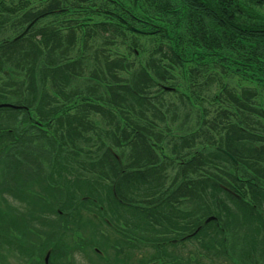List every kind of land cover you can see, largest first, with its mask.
I'll return each mask as SVG.
<instances>
[{"label": "trees", "instance_id": "16d2710c", "mask_svg": "<svg viewBox=\"0 0 264 264\" xmlns=\"http://www.w3.org/2000/svg\"><path fill=\"white\" fill-rule=\"evenodd\" d=\"M10 1L16 5L15 0ZM76 1L77 3H73L75 8L70 7L72 13L81 11L83 6L90 4L88 15L101 9L102 12L97 14L105 16L106 20L111 18L116 21L93 24L96 36L101 33L107 35V38L102 35L105 46L114 43L109 40V34L112 39L122 36L128 39V50L138 54L135 49L140 48L139 40L129 37L125 31L145 36L143 31L147 29L146 31L151 30L148 35H156L160 42L170 44V53L160 46L156 51L162 53L160 58L148 56L138 69L130 70L128 78H122L118 71L129 70L133 66L126 55L118 53L114 58L104 50V54L94 51L95 47L89 46V38L94 35L91 34L92 30H87L80 37L82 44L79 47L75 31L78 29L77 25L75 27L62 23L59 27L53 26L56 20L51 18L60 13L62 7L70 6L67 2L62 4L61 0H50L42 9L32 11L27 6L24 13H21L19 25L22 24L23 28L21 26L11 37L0 40V74L7 81L1 86L4 90L0 93V163L3 165L8 160L12 163L7 174L9 181L5 179V175L0 178V218L5 222L1 223L5 225L4 230L0 231V261L8 264L10 255L17 259V264H38L33 256L44 251V264L61 263L63 257L54 259L57 242H50L51 236L56 234L55 239L58 240L59 235L60 240L67 233L66 230L84 231L80 202L82 205H95L99 202L103 206L109 202L113 214L105 216V225L108 237L117 251L116 260L111 264H126L117 261L130 248L129 244L136 246L144 241L147 244L146 237L154 235L156 225H162L163 222L170 234L180 236V243L186 238L203 235L201 238L206 237L205 240L211 243L206 244V249L215 250L228 264H235L232 257L237 240H232L229 246L223 237L232 227L229 221L231 212L236 215L235 218L243 213L244 221L254 227L252 233H259L260 225L262 227L264 224L263 214L258 213L264 207V165L261 164H264V126L260 129L255 126L248 129L242 124L240 126L238 118L244 120L243 116H238L237 122H234L227 117L230 112L223 110V117L215 125L212 124V131L220 134L219 141L218 137L210 133V128H200L196 134L192 133L191 122L187 120L179 121L176 129L180 134L176 130L171 135L172 130L167 129L165 135L157 137L152 130L158 124L153 120L165 121L166 118L161 107L157 106H161V101L152 88L162 85L161 82L166 80L165 71L161 67L164 60L177 65L190 53L192 46L202 50L192 56L193 62L195 59L200 62L201 58V68L210 70L209 63L204 60L207 51L214 55L221 50L225 51L224 54L243 51L246 56L254 58V62L250 63L264 76V64L258 60L260 55L264 57V18L246 12L243 5L249 3L263 7L264 0ZM97 1H100L99 5H95ZM0 6H4L1 1ZM1 11L10 10L4 6L0 8ZM139 12L148 20L139 21ZM42 18L47 19L46 23L44 26L39 24L40 28H36V23ZM9 22V19L0 14V36L7 32L6 24ZM182 28L183 31H180ZM221 60L220 63L227 61ZM245 61L248 62L247 58ZM94 65L98 66V70L94 71ZM232 70L237 74L234 68ZM194 71L192 69L191 75L201 74V70ZM98 72L103 75L101 78ZM85 73H91V77H85V82L97 81L105 91L100 93V87L88 84L80 93L85 96L77 106V111L80 107L82 112L91 108L95 113L108 117L111 126L109 131L101 132L100 129L106 127H100L96 123L94 126L91 120H84L77 113L66 112L67 106L74 101L73 97L79 94L76 89L81 85L76 87L75 84L80 83L78 79H82ZM47 84L51 85L54 95L46 90ZM162 90L167 91L165 88L161 89L162 93ZM227 94L226 98L231 105L238 110L252 112L259 118V123L264 121V109L248 104L250 97H255L257 92L244 90L236 92L237 96L229 92ZM59 97L67 101L57 108L52 104L58 103ZM99 99L104 102L100 103ZM171 109L175 107L170 106L168 111ZM134 116L139 118L135 119ZM53 121L55 126L51 125L49 128L54 127V139H50L42 130ZM90 130H93L92 137ZM34 131L38 135L32 136ZM35 136L45 142L44 145H37L49 170L36 171L28 164H22L26 149H31L28 142ZM152 136L161 144L162 154L163 149L169 150L171 156L166 160L171 164L168 167H161L159 164L165 154L160 156L155 152L156 144L152 141ZM197 138L203 141V148L192 151ZM126 144L130 147L131 157L124 162L120 155L125 150L120 151ZM233 161L247 170L252 168L248 175L251 178H241L243 175L240 176L239 167ZM227 164H232L234 174L229 172ZM216 165L220 168L219 172L216 171ZM175 168L178 170L174 174ZM168 169L170 174L167 178L172 180L165 183L166 176L163 173ZM161 172L163 173L160 175ZM76 193L81 194V197L75 203L76 207L70 208L72 212H76L74 215L67 212L66 208L76 200L73 196ZM180 199L187 200L192 206L187 211L180 210V205L174 203ZM85 209L92 215L98 214L87 207ZM72 216L76 219H72ZM181 219L183 224L179 226L177 220ZM239 220L240 217L237 221ZM96 230H99L98 225ZM34 232L44 235L48 242H42ZM12 233L19 237L12 236ZM214 233H221L222 237L218 239ZM120 234L126 242L124 245L119 242ZM26 235L38 239L39 252L27 241ZM111 235H117L118 238L113 240ZM256 239L249 235L246 255H238L242 258L239 264H257L252 253L257 251L259 244L264 247V239L260 242ZM150 240L151 245H154L153 240ZM175 241L168 243L171 248H175L170 253H165L164 258H154L146 264H197V261L203 262L199 264H212L209 259L202 260L203 256L188 261L181 250H176L181 245L178 246ZM33 242L36 243V240ZM104 245L106 242L93 244L88 238L78 245L68 244L66 248L84 253L83 248L90 246L98 256L106 258ZM85 255L91 259L88 254ZM105 260L108 261L107 258Z\"/></svg>", "mask_w": 264, "mask_h": 264}, {"label": "rangeland", "instance_id": "374dc122", "mask_svg": "<svg viewBox=\"0 0 264 264\" xmlns=\"http://www.w3.org/2000/svg\"><path fill=\"white\" fill-rule=\"evenodd\" d=\"M0 1L2 2L4 6L8 7V9L10 10L7 12L6 11L0 12V14H2L5 18L9 19L10 21L9 24H6L7 32H5L4 34L0 36V40H1L3 37L5 38L11 37L17 30L21 28V26L23 28L22 24L21 26L19 25V18H20L21 13L22 12L24 13L27 6L30 10L37 11L38 9H42L47 4V2L50 0H15L16 5L11 3L10 0H0ZM61 1H62V4H65V2H67L68 5L70 6L62 7L60 13H58L53 18H51V19L56 20V24H54L53 26L59 27V25L62 23H64L65 25H73L75 27L78 26V29H76L75 27L74 28L76 29L75 31L77 32V36H78L77 44L79 47L82 44L80 42V37L85 32H87V30H92L91 34H94L95 28L93 24L100 23L101 21L109 22V23H113V22L116 23V21H114L111 18L106 20L105 16H101L100 14H97V13L102 12L101 9H96L94 10L95 13H89L88 15L87 13H88V8L90 4L83 6L82 7L84 8L83 10L76 11V13H72L71 8H75L73 6V3H77V1L76 0H61ZM99 4H100V1H97L95 3V5H99ZM240 4H241V1H240ZM243 5L246 8V12L250 14L251 13L257 14L261 18H264V5L263 7L256 6L254 4H249V3H243ZM4 6H0V8H4ZM16 12H19V13L16 14ZM139 13H140L138 14L139 21L148 20V18L143 16L141 12ZM46 20L47 19H43V18L42 20L40 19L39 22L36 23L35 27L40 28L39 24L40 26H44V24L46 23ZM146 30L147 29L143 31L146 33L145 36H137L128 30L125 31L127 32L129 37L133 36L137 40H139L138 43L140 44V48L135 49L137 50V52H139L138 54L136 52L134 54L131 50H128L127 47H128L129 42L126 41L128 39L122 36L112 39L110 38V34H109L108 35L109 40L111 39V42L113 41L114 43L108 44V46H105L104 39L102 38L103 34H104V37L107 38V35H105V33H101L98 36L94 34L93 38L92 37L89 38L90 39L89 46L95 47L94 51H99L101 54H104V52L107 54H111L112 57L114 58L118 53L122 54L123 56L126 55L128 58V61H130L131 62L130 64H133V66L129 70L126 69V71H118V72H120V76L122 78H128V76L130 75V70L134 71V69H138L139 68L138 66L143 65L145 63L148 56L150 58L152 56L160 58L162 56V53L156 52L158 48H160V46H162L164 50H167L170 53V50L168 48L170 44H165V43L160 42L159 41L160 38L158 36L148 35V33L151 32V30L150 31H146ZM180 31H183V28ZM63 32L66 33L65 31ZM187 48H190L189 45H187ZM197 52L201 53L202 52L201 48L200 47L195 48L192 46V48L190 49V53L185 57V59H181L182 62H179V64L175 65L172 62H169L168 60H164L163 62L166 65L160 64L162 67V70L165 71L164 74H165L166 80L164 82H161L162 85L153 86L152 89H153V92H155V94H158L159 96V99L161 101V106L160 105H157V106L159 108L161 107V110L164 113L166 120L165 121H161L160 119L153 120L155 123L158 124V126L154 127L155 129L152 130L153 132L157 134V137L160 134L165 135L167 129L172 130L171 135H174L177 130L176 127L179 121L187 120L191 122L190 126H191L192 133H195L200 128H203V129L210 128V133H212V135H214L215 137H218L217 141H219L220 134H216L215 132L212 131V124L215 125L217 121L221 119V117H223V113H222L223 110H227L228 112H230V115L227 114V117L229 118V120H233L234 122H237L236 120L238 116H243L245 121L240 120L238 118V120L241 122V123L239 122L240 126L242 124L243 127H246L248 129H251V126H255V128H259V129L260 127H263L264 121L262 123H259V118L255 116L254 114H252V112H249L248 110H245V109L238 110L234 105H231L232 103H230V101L226 98V96L228 95L227 92H229L231 95L237 96L236 92H241V91L243 92L244 90H247V91L253 90L257 92V95L255 97L253 96L250 97L251 100L248 102V104L252 105L255 108L264 109V76L261 73H259V71L256 69V66L255 67L252 66L253 63H250V61L254 62L253 60L254 58L252 56L250 57L246 56L245 55L246 53L243 51H241L240 53H237V51H230L224 54L225 51L221 50L215 55L212 54L210 51H207V53L205 54L204 60L205 62L209 63L210 65V70H209L207 68L204 69L200 67V65H203L202 64L203 61L201 60V58H200V62L197 59H195V61L193 62L194 57L192 56H194ZM245 58H247L248 62L245 61ZM221 59H225L227 61L220 63V61L222 62ZM258 60H260V62L264 64L263 56L260 55ZM218 63L221 65H219ZM88 65L92 66V63H89ZM258 67L262 68L263 66L258 65ZM232 68L236 70L237 74L233 73ZM192 69L198 72L199 70H201V74L199 76H195L194 74L191 75L190 72L192 71ZM96 70H98V66L94 65V71ZM90 75L91 73H85V76H82L83 77L82 79L81 78L78 79L80 83L75 84V86L79 87L81 85L79 89L78 88L76 89V91L79 94L73 97L74 101L67 106L66 112H70L69 114L77 113L78 116L85 118L84 120H91L94 126L96 123L100 127L101 126L106 127V129H100L101 132H104L105 130L109 131L111 129V126L108 123L110 122L108 117L95 113L91 108L85 112H82L81 107L80 108L78 107L79 111H77V106L82 102V98L85 96L84 94H80V93L84 91V88H86L88 84L92 83V86L96 85L98 88L100 87L101 89L100 93H103V91H105L103 86H101V84L99 85L97 81L91 80L89 82H85L87 79L85 77H91ZM98 76L99 78H101L103 75L100 72H98ZM0 77L3 78L2 80H0V93H1V90H4V88L1 86L7 83V81L3 77L2 74H0ZM100 80H103V79H100ZM82 81H84V83H82ZM163 87L167 89V91L162 90L163 91L162 93L160 90L164 89ZM172 88L173 90H171ZM46 90L51 95H54V92L52 91L50 84L46 85ZM0 100H1V97H0ZM66 101L67 100L60 98V99H57L58 103H53L52 105H56L57 108H60L63 106L62 104H64V102ZM98 101L100 103L104 102V100L102 99H99ZM170 106L171 108L174 106L175 109H171L168 111ZM137 112L139 111L137 110ZM134 117L135 119L139 118L138 116H134ZM46 125L47 126L43 127L42 132L44 131V134L47 138L54 139L53 138L54 133H52L54 127L49 128V126L51 125L55 126L54 121ZM90 131L91 132L89 134L91 135V137L94 136L92 132L93 130H90ZM35 132L36 131L32 133V136L38 135ZM222 132H224V130ZM178 134L180 133L178 132ZM152 137H153V140L152 139L151 140L154 142V144H156L155 149H154L155 152L159 154L160 156L165 154L164 158L161 157L163 159L159 164H161V167L163 165H165V167L166 166L168 167V165L171 164V162L168 163V160H166L167 158H169V156H171V154L169 153V150L165 151V149H163L164 154H162V151L160 149L161 144L159 145V142L156 137L154 136ZM32 138L33 139L31 140V142H28L31 146V149L29 151L26 149L25 151L26 156L22 158V161H23L22 164H25V166H27L28 164L30 168L33 167V169L36 171H41L42 169L49 170L48 166L46 165L45 159H43L40 156L39 145H37V144L44 145L45 142H42L43 139H39L37 138V136L32 137ZM109 139L111 142H113L111 137ZM202 142L203 141L201 139L197 138L195 140V143H193V145L195 146L192 148V151H194L195 149L203 148V146H201ZM162 143L164 142L162 141ZM93 146H96V145H93ZM211 147L213 146H209L208 148H211ZM87 149L95 150L96 147H92V148L87 147ZM123 150H125V153H122L120 156L122 159H124V162H125V161H128V158L131 157V154H130L131 151H129L130 147L127 144L125 147H123L121 151L120 150L118 151H120L121 153L123 152ZM126 150L129 152L127 153ZM84 155L85 154H83V156ZM228 156L230 157L231 155L228 154ZM86 158L88 160V157ZM175 164L177 163L175 162ZM235 164L236 166L239 167L240 172L239 171L238 172L240 176L243 175L241 176V178H243L244 180L251 178L248 175L251 174L252 168L247 170V168H242L243 166L241 165L239 166V163L238 164L235 163ZM261 164L264 165L263 163ZM11 165L12 163L9 160L6 161L5 164L3 165L0 163V178H3V176L5 175V179L8 180L7 174L10 172ZM231 165L232 164H227V167L229 168V172L234 174L235 169L234 167H231ZM16 168H18L17 165H16ZM177 170H178L177 168L174 169V174L175 172H177ZM216 171L217 172L220 171V168L218 165H216ZM169 172H170V169H168L167 171H164V173L163 172L160 173V175L163 173L166 176L164 179L165 183H170L172 180V178L171 179L167 178L168 174H170ZM0 183H1V179H0ZM25 186H28V184L27 185L25 184ZM73 196L75 197L76 200L71 202L70 207L66 208L67 212H72L70 208L76 207L75 203L78 202V199L81 197V194L76 193ZM246 197L248 200H250L248 196ZM174 203L175 204L177 203V205L179 204L180 210H185V211H187L192 206L190 202H188L187 200H182V199L175 200ZM79 205L81 206L80 213L84 215V220H83V223L85 224V228H83L84 231L83 232L79 231V229H75L73 232L66 230L67 233H65L63 237L61 236L62 238L60 240H59V235H58V240L55 239V237L57 236L56 234L52 235L50 242H53V241L57 242V244L55 245V250H54V253L56 254L54 255V259H56L58 256L63 257L61 263H57V264H96L95 262H100L102 264H111L113 260L114 261L116 260L115 255L117 251L108 237V230L106 229V225H105L106 224L105 216L110 217V215L113 214V212L111 211L113 210L112 206H109L110 205L109 202H107L106 206L101 205V203L99 202H97L95 205L86 204V203L82 205V203L80 202ZM86 207L94 210V212L98 214L92 215L90 211L85 209ZM231 208L233 209V211H235L233 206ZM260 212L263 214V218H264V207L260 208L258 213ZM72 213L76 215V212L73 211ZM69 215L70 213L68 214V216ZM231 215L229 217V221L232 227L229 228L230 232L227 231V235L223 234V237L225 239L224 241H226V244H228L229 246L232 243V240L234 241L237 240L236 242L238 246L236 245L232 258L234 259L235 264H239V262L242 261V258L238 257V255L239 254L246 255V251H247L246 242L247 240H249V235L257 238L256 240H258L259 242L264 239V224L262 227L259 224L260 225L259 233L258 232L252 233V231L254 230V227L251 224H248V222L244 221L243 213L238 214V218H235L236 215L233 212H231ZM91 216L94 219H92ZM239 217H240V220L238 222L237 220L239 219ZM71 218L76 219V217L74 218L73 216ZM177 221L178 223L181 224V225L179 224V226H182L183 224L182 219L177 220ZM1 223H5V222L2 221V219L0 218V231L4 230V225H5ZM97 225H98L99 230H96ZM156 226L157 227H156V230L154 231V235L152 234V236L146 237L147 239L145 238L148 242L147 244H145V241L142 242L143 244L139 242V244L136 246H132L131 244H129L130 248L126 249L124 253L119 256L120 261H117V262H124L126 264H146L147 262L152 261L154 258L162 259L164 258L165 253L167 254V253H170L172 250H174L175 247L171 248V246L168 243L170 244L172 242L174 243L175 241L174 238H176L178 240H176L175 242H177L178 246L181 245V247L177 248L176 250H181L182 255H186L187 256L186 259H188V261H191V260L194 261L198 256H203L202 260L207 261L209 259L212 261V264H228L227 261H224L225 260L224 257H222L221 259V257L215 253V250L206 249L205 247L206 244L211 245V243L205 240L207 239L206 237L201 238L203 237V235L199 237L193 235L194 237L186 238L187 240L180 243L179 242L181 241V239L179 238L180 236H177L175 234L174 235L170 234L169 230L167 229L165 225V222H163L162 225H156ZM119 227L121 228L122 225H119ZM185 232H186V229L184 233L182 234V236L185 234ZM34 233H35V236L39 237L42 242L44 243L48 242V241H45L46 238L44 235L36 234V232ZM122 234H120L119 242L120 243L122 242V245H124L126 242L123 240ZM214 234L216 235L218 239L222 237L221 233H214ZM11 235L17 238L19 237L15 233H12ZM100 235H103L101 239L99 238ZM25 238H27V241L32 244L35 251L39 252L38 244H37L38 239L34 237H30L28 235H26ZM28 238L29 239L31 238V239L28 240ZM88 238L93 244L96 242H99L102 244L106 242V245H104V248H105L104 253L106 254V258L108 259V261L105 260L106 258L100 255L98 256V254H96L95 251L90 246H85V248H83L86 251H84L83 249L81 250H83L85 254H88V256H90L91 259H89V257H87V255H85L82 252H76V251L74 252L73 249L69 251L70 248L69 247L66 248L68 244L78 245L79 242H81L82 240L88 239ZM117 238H118L117 235H111V239L116 240ZM150 239L154 241V243L152 241V244L154 245H151ZM33 240H36V243H34ZM154 246H157V247L159 246V247L157 248ZM226 249L228 250L227 246H226ZM256 252H254L255 255L254 253H252V257L255 258L254 261H256L257 264H264V247L262 244H259V247L257 248ZM37 254L33 256V259L38 260V264L39 263L44 264V256H43L44 251L43 253L39 252ZM65 254L66 256L64 257L63 255ZM199 263H203V262L197 261V264ZM0 264H6V263L4 261L3 262L0 261ZM8 264H17V259L9 255Z\"/></svg>", "mask_w": 264, "mask_h": 264}]
</instances>
